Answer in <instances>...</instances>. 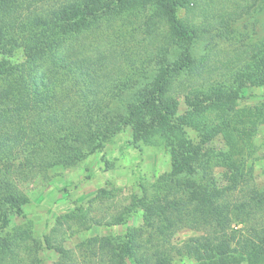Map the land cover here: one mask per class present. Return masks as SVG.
Returning a JSON list of instances; mask_svg holds the SVG:
<instances>
[{
    "label": "trees",
    "instance_id": "trees-1",
    "mask_svg": "<svg viewBox=\"0 0 264 264\" xmlns=\"http://www.w3.org/2000/svg\"><path fill=\"white\" fill-rule=\"evenodd\" d=\"M182 1L66 0L47 10L4 13L0 19V264L39 263L32 252L39 242L35 246L33 226L24 220L28 195L19 184L102 150L107 137L127 125L135 147L153 137L160 139L169 153L173 184L165 195L152 196L141 208L132 202L125 216L113 221L92 218L93 224L123 225L141 209L145 222L124 234L99 237L94 254L99 264H169L171 257L162 249L156 251L157 241L152 244L155 250L148 248L145 242L154 235L145 233L158 229L167 235L159 236L162 240L181 227L201 231L184 243L185 254L196 264H264V182L253 178L264 101L249 106L238 102L245 88L264 86V37L250 48L244 46L247 56L225 73L223 81L194 80L197 84L185 92L186 110L179 116L172 92L175 76L192 67L188 49L180 52L179 62L155 63V76L145 82L140 79L148 70L142 65L128 63L129 71L121 79L115 70L110 76L104 68L106 59L129 61L128 44L137 45L141 32L147 40L158 41L159 47L167 34L152 32L155 21L167 24L170 38L194 43L198 35L178 16ZM8 2L17 0H0V6ZM85 34L92 48L79 41ZM104 73L106 81L101 78ZM123 87L136 90L126 113L119 116ZM98 94L116 98L115 114L105 116L96 103ZM186 127L196 131L197 140ZM216 137L222 139L221 146L210 147ZM16 218L22 222L17 224ZM70 218L62 216L66 221ZM45 241L49 243L47 237Z\"/></svg>",
    "mask_w": 264,
    "mask_h": 264
},
{
    "label": "rangeland",
    "instance_id": "rangeland-1",
    "mask_svg": "<svg viewBox=\"0 0 264 264\" xmlns=\"http://www.w3.org/2000/svg\"><path fill=\"white\" fill-rule=\"evenodd\" d=\"M65 1L8 2L0 6V19L4 18V13H27L36 11L37 8L42 11ZM178 16L198 35L194 43L170 38L167 24L155 21L154 25L151 24L152 32L160 36L167 34L159 47L155 46L158 41L147 40L148 36L141 32L137 45L128 44L131 45V50L127 51L129 61L120 59L114 62L106 59L104 68L110 76L111 70H115L118 79H121L129 71L128 63L142 65L148 70L140 79L145 82L155 76V63L165 60L179 62L180 52L188 49L192 67L175 76L176 89L172 92L176 97L175 108L179 116L186 110L185 92H188L191 84H197L194 80L223 81L221 78L225 73L247 56L244 54L247 50L244 46L250 48L264 37V0H183ZM82 40L87 43V47L92 48L88 34L81 35L79 41ZM91 56L95 57L93 52ZM96 78L95 74V80ZM101 78L104 81L108 79L105 73ZM135 90L136 88L129 87L120 90L119 116L126 113V106L134 98ZM240 95V106L258 104L264 101V86L245 88ZM95 98L105 116L115 114L116 98L105 94H98ZM186 132L193 140H197L194 129L186 127ZM131 138V126H123V130L107 137L102 150L89 154L72 166L54 167L42 177L37 176L19 184V189L29 199L24 207V220L31 222L33 226L34 240L37 241L35 246L39 242L38 247L32 251L38 264H99L94 256L98 252L96 249L99 247V237L109 233L124 234L127 228H140L144 225L141 209L123 225L107 227L92 223L93 217L113 221L116 216H125L124 211L132 202L139 204L141 208L142 203L146 204V200H151L152 196L165 195L173 184L169 153L160 139L153 137L149 143L142 142L139 147H135ZM221 143L222 139L216 137L209 146L214 148L221 146ZM256 143L260 152L253 178L254 181L264 182V122L259 125ZM175 198L182 197L176 195ZM166 203V199H163L162 206L166 207ZM65 214L73 218L63 220L62 216ZM81 217L88 219L83 220ZM15 222L19 224L22 219L16 218ZM150 232L154 238L145 243L151 249L154 248L152 244L157 241L156 251L162 249L168 254L171 257L169 264H196L185 254L184 243L189 238L200 235L201 231L189 227L176 228L170 238L162 240H159V236L167 235L159 233L158 229H150L146 231V236ZM46 237L49 243L45 241ZM58 248L62 250L61 253Z\"/></svg>",
    "mask_w": 264,
    "mask_h": 264
}]
</instances>
